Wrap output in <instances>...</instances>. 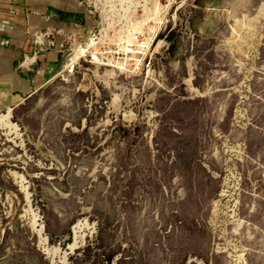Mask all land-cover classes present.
<instances>
[{
  "label": "rangeland",
  "instance_id": "obj_1",
  "mask_svg": "<svg viewBox=\"0 0 264 264\" xmlns=\"http://www.w3.org/2000/svg\"><path fill=\"white\" fill-rule=\"evenodd\" d=\"M83 1L90 30L11 108L20 135L0 125V264H235L243 251L264 264V0ZM131 34L142 52L138 69L129 55L135 72L89 54L66 69L91 37L106 62L128 57ZM245 80L253 124L242 131L233 121ZM8 109L0 104V116ZM229 138L247 142L249 159L226 169L215 152ZM34 211L63 249L78 221L95 233L67 263L52 260Z\"/></svg>",
  "mask_w": 264,
  "mask_h": 264
},
{
  "label": "crops",
  "instance_id": "obj_2",
  "mask_svg": "<svg viewBox=\"0 0 264 264\" xmlns=\"http://www.w3.org/2000/svg\"><path fill=\"white\" fill-rule=\"evenodd\" d=\"M44 30L58 43L85 36L90 17L84 1L0 0V104L7 112L41 89L61 63L58 49L42 52L34 44V33Z\"/></svg>",
  "mask_w": 264,
  "mask_h": 264
},
{
  "label": "bare ground",
  "instance_id": "obj_3",
  "mask_svg": "<svg viewBox=\"0 0 264 264\" xmlns=\"http://www.w3.org/2000/svg\"><path fill=\"white\" fill-rule=\"evenodd\" d=\"M158 8L159 9L161 8L160 5L158 6ZM159 9H158V11H159ZM145 25H147V24H145ZM133 27H134V30L137 32V30H141L143 28V23H138L135 26L133 25ZM140 32H142V31H140ZM151 32H156V30L151 29ZM131 33H132V31H131ZM133 38L135 39V37H133L132 34L128 35L127 39L125 40V42L121 46L122 51L125 52V54L128 57H125V58H123L121 60L108 58V61L106 62L105 61L106 58H104L105 57L104 53L98 50V41H97L98 38L91 37L88 40L87 47H81L79 52L78 51L74 52V54L69 58L70 63H69L68 66H66V69L67 70L75 69L76 64L79 62V60L82 57H86L89 54L92 57L94 63H96L98 66L105 65V66H108V67H112V69H115V70H120L122 72L126 71V72L133 73V72L136 71V69L133 68V66L129 63V61L133 59V58H129V55H132L135 58L136 61L138 59V61H137V64H138L137 69L139 68V66H140V64L142 62L141 56H140L142 54V52L141 51H137V50H135V49L130 47V46L133 45L132 41L133 42L135 41V40H133ZM150 41H151V39H148V41L144 42L140 46L141 47H146V46H148L150 44L149 43ZM149 48H150V46H149ZM148 50H145V51H148ZM12 112H13V109H11V111H9L7 114H4V115L0 116V125L8 127V128H10L11 130L15 131L16 133H18L20 135V133H19L20 129H19L18 124L17 123L15 124L12 121ZM13 174H14L16 180L18 181V183H20L22 191L25 192V195H26L25 198L31 204L32 194L29 191L28 185L26 184L27 183L26 177L23 174H20V173H17V172H14ZM230 180H231L230 178L227 180L228 183H229V189H225L224 192L222 193L224 196H229L230 193H231V186L232 185L230 183ZM239 205H240V201H239V199H236V202L233 205L234 208L232 209L233 214L231 215V217L234 219V221L240 220V216H239V213H238V210H237V207ZM217 211L218 210H216V212ZM39 220H40L39 214L34 211L33 212V226L35 227V229H37V233H38V236H39V239H40V243H41V245L43 247V251L52 260H58V261L63 262V263H67L69 261L70 255L73 254L76 250L82 248L85 245V243H86L87 237L88 236H92L95 233V231H94L95 225L92 224L87 218L82 219V220L78 221L72 227L73 241L68 244L67 249H63L60 245L58 246V245H53V244L50 243V239H49L48 235L45 234L43 227H39ZM234 221H232V222H234ZM245 253L246 252H244V251L242 253H240V254L237 253V255L234 257L235 264H248V260H247V257H246Z\"/></svg>",
  "mask_w": 264,
  "mask_h": 264
},
{
  "label": "built area",
  "instance_id": "obj_4",
  "mask_svg": "<svg viewBox=\"0 0 264 264\" xmlns=\"http://www.w3.org/2000/svg\"><path fill=\"white\" fill-rule=\"evenodd\" d=\"M33 41L36 47L42 52L44 51V49L56 48L60 52L64 53L65 46L67 44L66 42L58 43L56 41L54 32L50 30L37 31L36 33H34ZM253 96L254 94L252 92L250 83L247 82V80L243 81L240 91V100L235 110L234 121H233L234 126L242 131L246 130L248 127H250V125L253 124V118L250 115V105ZM226 141H228L227 137H226ZM247 151H248V145L245 140H241V141L237 140L236 143L235 142L232 143L231 138H229V145L225 143L223 146L217 147L215 156L217 157V159L221 157V162H223L224 160V165L226 168L232 164L236 165L237 163H244L245 161H247L249 159V155ZM206 167L211 170L210 165L206 164ZM201 263L202 262H200L198 258H193V257H191L187 262V264H201Z\"/></svg>",
  "mask_w": 264,
  "mask_h": 264
}]
</instances>
